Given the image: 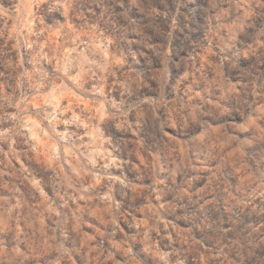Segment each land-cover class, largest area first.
<instances>
[{
  "label": "clouds",
  "instance_id": "9594fccd",
  "mask_svg": "<svg viewBox=\"0 0 264 264\" xmlns=\"http://www.w3.org/2000/svg\"><path fill=\"white\" fill-rule=\"evenodd\" d=\"M0 264H264V0H0Z\"/></svg>",
  "mask_w": 264,
  "mask_h": 264
}]
</instances>
